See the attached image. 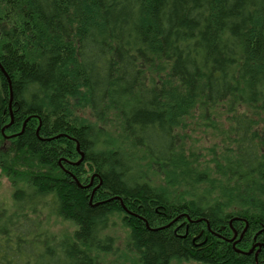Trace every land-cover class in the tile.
I'll list each match as a JSON object with an SVG mask.
<instances>
[{
    "label": "trees",
    "instance_id": "16d2710c",
    "mask_svg": "<svg viewBox=\"0 0 264 264\" xmlns=\"http://www.w3.org/2000/svg\"><path fill=\"white\" fill-rule=\"evenodd\" d=\"M0 161V264H264V0H0Z\"/></svg>",
    "mask_w": 264,
    "mask_h": 264
},
{
    "label": "rangeland",
    "instance_id": "374dc122",
    "mask_svg": "<svg viewBox=\"0 0 264 264\" xmlns=\"http://www.w3.org/2000/svg\"><path fill=\"white\" fill-rule=\"evenodd\" d=\"M79 114L83 117H90V110L85 109V110H78ZM202 137L201 135H190V139L186 140L188 143L186 144V141L183 142L185 145H191L195 139L200 140ZM192 140V141H191ZM8 143H4L3 145V150L7 151L8 150ZM1 164V161H0ZM13 194V187L11 185V182L6 178V176L2 175V170L0 169V201L3 202H11ZM11 204V203H10ZM46 215V214H45ZM49 218V217H48ZM47 217H43L44 221H47ZM48 222V227L50 228L51 232L56 233L57 235H61L62 233L68 232V231H73V227L71 226L70 223L62 222L61 220L55 219V218H49ZM111 235L116 238V244L118 246H122L124 244L125 240V234L124 231L120 227H115V229L112 231ZM259 244V243H258ZM254 245L251 247L249 251L253 249ZM127 264H131V262L126 261ZM173 264H199L196 262H175Z\"/></svg>",
    "mask_w": 264,
    "mask_h": 264
},
{
    "label": "flooded vegetation",
    "instance_id": "af4514ba",
    "mask_svg": "<svg viewBox=\"0 0 264 264\" xmlns=\"http://www.w3.org/2000/svg\"><path fill=\"white\" fill-rule=\"evenodd\" d=\"M6 143H8L9 145H10V138H7V142ZM0 169L2 170V164H0ZM247 230H248V228H246L245 230H244V233H246L247 232ZM242 236V238H243V235H241ZM237 238L238 237H240V235H239V233L237 232V236H236ZM241 238V237H240ZM242 238H241V240H242ZM259 243V241H258V239H256V240H254V245L256 246V245H261L262 246V248H261V251H260V248L257 246L256 248H255V250H258V253L256 254V260H257V258L259 257V255H262V253L264 252V245H262V244H258ZM261 243V242H260ZM254 250V251H255ZM253 251V252H254ZM250 255V254H249ZM257 264H259V263H257Z\"/></svg>",
    "mask_w": 264,
    "mask_h": 264
},
{
    "label": "water",
    "instance_id": "95a60500",
    "mask_svg": "<svg viewBox=\"0 0 264 264\" xmlns=\"http://www.w3.org/2000/svg\"><path fill=\"white\" fill-rule=\"evenodd\" d=\"M12 101H13V94L11 93L10 103H12ZM12 123H13V120L11 121V124H12ZM11 124H10V125H11ZM82 159H83V154H82ZM82 159H81V161H82ZM81 161H80V162H81ZM80 162H79V163H80ZM79 163H78V164H79ZM246 228H248V224H247ZM236 236H237V234H236ZM236 236H235V237H236ZM241 238H242V236H241ZM257 246H259V245L254 246L253 249H252L248 254H251V253L255 250V248H256ZM261 248H262V246L260 245V251H261Z\"/></svg>",
    "mask_w": 264,
    "mask_h": 264
},
{
    "label": "bare ground",
    "instance_id": "6f19581e",
    "mask_svg": "<svg viewBox=\"0 0 264 264\" xmlns=\"http://www.w3.org/2000/svg\"><path fill=\"white\" fill-rule=\"evenodd\" d=\"M7 138H10V137L7 136Z\"/></svg>",
    "mask_w": 264,
    "mask_h": 264
}]
</instances>
